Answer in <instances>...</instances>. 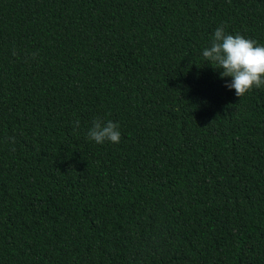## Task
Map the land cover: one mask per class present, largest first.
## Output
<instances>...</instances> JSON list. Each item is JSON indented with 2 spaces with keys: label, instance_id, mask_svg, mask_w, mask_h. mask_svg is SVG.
<instances>
[{
  "label": "trees",
  "instance_id": "trees-1",
  "mask_svg": "<svg viewBox=\"0 0 264 264\" xmlns=\"http://www.w3.org/2000/svg\"><path fill=\"white\" fill-rule=\"evenodd\" d=\"M219 26L264 45V0H0V264H264V85Z\"/></svg>",
  "mask_w": 264,
  "mask_h": 264
},
{
  "label": "clouds",
  "instance_id": "clouds-1",
  "mask_svg": "<svg viewBox=\"0 0 264 264\" xmlns=\"http://www.w3.org/2000/svg\"><path fill=\"white\" fill-rule=\"evenodd\" d=\"M203 58L214 69H220L219 76L231 77L225 83L228 89H234L237 97L244 96L253 87L264 85V45L256 40L244 38L242 35H231L223 26L215 29L208 47L202 52ZM79 127V121H76ZM119 126L112 121L93 120L87 132L88 139L97 144L105 141L119 143L121 133Z\"/></svg>",
  "mask_w": 264,
  "mask_h": 264
}]
</instances>
